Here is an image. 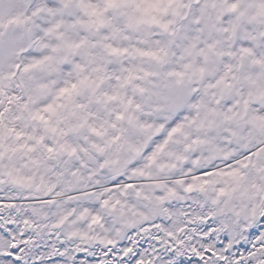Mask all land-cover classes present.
Instances as JSON below:
<instances>
[{
    "label": "snow or ice",
    "instance_id": "obj_1",
    "mask_svg": "<svg viewBox=\"0 0 264 264\" xmlns=\"http://www.w3.org/2000/svg\"><path fill=\"white\" fill-rule=\"evenodd\" d=\"M0 264H264V0H0Z\"/></svg>",
    "mask_w": 264,
    "mask_h": 264
}]
</instances>
